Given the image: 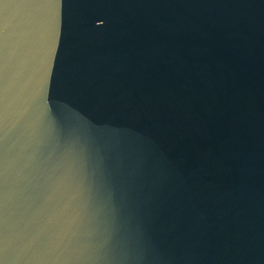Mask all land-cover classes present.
Instances as JSON below:
<instances>
[{
    "label": "water",
    "instance_id": "95a60500",
    "mask_svg": "<svg viewBox=\"0 0 264 264\" xmlns=\"http://www.w3.org/2000/svg\"><path fill=\"white\" fill-rule=\"evenodd\" d=\"M0 264H264V0H0Z\"/></svg>",
    "mask_w": 264,
    "mask_h": 264
}]
</instances>
